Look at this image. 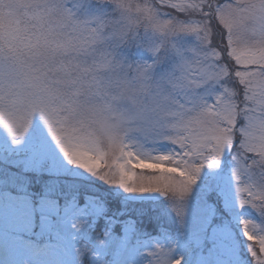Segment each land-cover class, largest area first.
Wrapping results in <instances>:
<instances>
[{"label": "snow or ice", "instance_id": "1", "mask_svg": "<svg viewBox=\"0 0 264 264\" xmlns=\"http://www.w3.org/2000/svg\"><path fill=\"white\" fill-rule=\"evenodd\" d=\"M0 264H264V0H0Z\"/></svg>", "mask_w": 264, "mask_h": 264}, {"label": "rangeland", "instance_id": "2", "mask_svg": "<svg viewBox=\"0 0 264 264\" xmlns=\"http://www.w3.org/2000/svg\"><path fill=\"white\" fill-rule=\"evenodd\" d=\"M149 231L152 233V235H157L158 234L157 231L154 229V227H150ZM205 255H206V253H205Z\"/></svg>", "mask_w": 264, "mask_h": 264}]
</instances>
